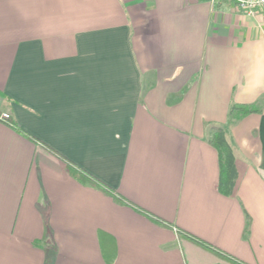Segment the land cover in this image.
<instances>
[{"label":"crops","instance_id":"crops-1","mask_svg":"<svg viewBox=\"0 0 264 264\" xmlns=\"http://www.w3.org/2000/svg\"><path fill=\"white\" fill-rule=\"evenodd\" d=\"M232 106L255 112L231 123ZM182 232L264 264V14L0 0V264H236Z\"/></svg>","mask_w":264,"mask_h":264},{"label":"trees","instance_id":"trees-1","mask_svg":"<svg viewBox=\"0 0 264 264\" xmlns=\"http://www.w3.org/2000/svg\"><path fill=\"white\" fill-rule=\"evenodd\" d=\"M255 112L253 107L250 106H232L229 113V122H234L238 120L240 117L245 116L249 113ZM209 143L216 149L218 154V163H219V181H218V191L225 196H230L233 193L234 187L236 185L237 180V171L235 168V157L234 152L230 145L228 144L224 131L221 128H213L210 130V136H209ZM52 151V150H51ZM80 173L89 181L92 183L103 187V185L98 182L93 177L87 175L86 173L80 171ZM116 200L118 203H123L126 205H132L128 201L124 200L121 196H117ZM138 211L141 213H144L145 215L149 216L150 218L159 221L155 216L149 214L148 212H145L138 207H135ZM160 222V221H159ZM184 236H186L188 239L194 241L195 243L201 245L202 247L209 249L214 252H218L215 248H213L211 245L207 244L206 242L196 238L195 236L188 234L186 232H182ZM221 253V252H218ZM231 261H233L236 264H244L242 262H239L238 260L232 258L231 256H228L224 253H221Z\"/></svg>","mask_w":264,"mask_h":264},{"label":"built area","instance_id":"built-area-1","mask_svg":"<svg viewBox=\"0 0 264 264\" xmlns=\"http://www.w3.org/2000/svg\"><path fill=\"white\" fill-rule=\"evenodd\" d=\"M214 3L216 0H210ZM240 14L255 17L264 14V0H228ZM8 114H2L1 119L7 120Z\"/></svg>","mask_w":264,"mask_h":264}]
</instances>
